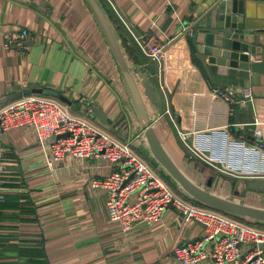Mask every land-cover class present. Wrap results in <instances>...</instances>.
<instances>
[{
    "label": "crops",
    "instance_id": "1",
    "mask_svg": "<svg viewBox=\"0 0 264 264\" xmlns=\"http://www.w3.org/2000/svg\"><path fill=\"white\" fill-rule=\"evenodd\" d=\"M104 1L127 42L132 59L113 26L132 72L145 74L155 87L157 104L145 100L146 108L167 151L198 183L211 178V189L223 196L235 195L237 187L245 190L243 201L264 207V192L247 190L242 180L202 170L178 136V131L226 128L231 136L264 141V73L249 72L247 78L214 75L218 87L195 62L186 31L210 0ZM252 20L262 30L248 32L259 50L250 61L257 56L264 59V11ZM21 29H27L31 43L18 49L14 40L5 47ZM132 34L165 44L162 90L157 64L142 54ZM14 85L62 94L70 106L45 96L58 99L73 115L87 118L102 131L112 130L117 138L116 133L126 134L134 151L166 180L139 138L142 130L120 66L84 0H0V97ZM245 88L250 99L243 97ZM217 89L232 92L233 102L213 94ZM94 104L109 119V127L100 126L92 116ZM166 106L174 121L163 114ZM0 152V264H40L35 261L42 257L38 251H43L46 264H178L173 246L203 234L202 223L184 222L172 206L155 223L137 222L128 233H121L108 218L105 192L90 182L109 172L108 163L67 154L49 169L47 152L26 127L5 130Z\"/></svg>",
    "mask_w": 264,
    "mask_h": 264
},
{
    "label": "built area",
    "instance_id": "2",
    "mask_svg": "<svg viewBox=\"0 0 264 264\" xmlns=\"http://www.w3.org/2000/svg\"><path fill=\"white\" fill-rule=\"evenodd\" d=\"M186 32L190 33V26ZM132 35L142 54L157 64L156 77L162 90L165 44ZM28 39L27 29H21L5 47L14 40L24 45ZM213 94L227 103L233 102L232 92L217 89ZM243 97L251 98L248 88L244 89ZM163 114L174 121L168 106ZM18 127L33 132L41 149L48 154L46 166L49 169L67 154L78 159L102 158L108 163L109 172L90 182L105 192L108 218L118 225L121 233H128L137 222L155 223L171 203L184 222L196 220L204 226L201 238L173 246L172 257L178 264H199L204 260L212 264H264V230L199 206L175 193L133 150L130 142L102 131L85 117L73 115L58 99L31 94L0 106V139L5 130ZM65 133L67 136L63 137ZM178 136L191 156L216 173L242 180L264 179L263 140L234 137L226 128L178 131ZM132 172L133 177L122 186Z\"/></svg>",
    "mask_w": 264,
    "mask_h": 264
},
{
    "label": "water",
    "instance_id": "3",
    "mask_svg": "<svg viewBox=\"0 0 264 264\" xmlns=\"http://www.w3.org/2000/svg\"><path fill=\"white\" fill-rule=\"evenodd\" d=\"M84 1L120 66L135 117L142 130L139 138L147 146L153 162L164 172L175 189L187 199L231 217L264 223V207L243 201L241 196L245 190L235 187L233 190L235 195H220L211 189V178H208L206 183H198L178 165L159 139L156 124L151 122L147 112L145 100L149 104H157L155 87L151 79L145 74L132 72L113 25L99 0ZM261 11H264V0H210L190 24L189 43L195 62L206 77L218 87L221 86L218 82L213 81L214 75L247 78L249 72L264 73L262 57L257 56L250 61L251 55H255L259 50L253 44L252 37L248 36L250 30H262L259 29L260 26H253L255 23L252 20ZM30 43L26 42L24 45ZM13 47L21 48L20 45ZM31 94H50L61 102L71 105L70 100L56 91L41 87L14 85L8 88V94L0 97V106L21 96ZM91 114L100 126L109 127V119L104 116L96 104L91 107ZM116 135L122 140L127 138L126 134L116 133ZM62 136L66 137L67 133ZM133 174V172L130 173L128 178L123 181L122 186L133 177ZM241 183L247 190L264 192V179L242 180ZM168 206L170 207L171 203Z\"/></svg>",
    "mask_w": 264,
    "mask_h": 264
},
{
    "label": "trees",
    "instance_id": "4",
    "mask_svg": "<svg viewBox=\"0 0 264 264\" xmlns=\"http://www.w3.org/2000/svg\"><path fill=\"white\" fill-rule=\"evenodd\" d=\"M99 2H100V4H101V6H102V8H103V10L105 11V13L107 14V16H108V18L110 19V21L112 22V24H113V26H114V28H115V30L117 31V33L119 34V36L120 37H123L122 36V31L120 30L121 28H119L117 25H116V22L112 19V17L110 16V14H109V12H108V10H107V7H106V4H105V1L104 0H99ZM122 43H123V45L125 46V48H126V50H127V52H128V54H129V57L131 58V53L129 52V50H128V45H127V42H126V40L124 39V37L122 38ZM132 59V58H131ZM195 164L198 166V167H200L202 170H205L206 168L207 169H209V172L211 173V172H215V170L214 169H212V168H210L209 166H207L205 163H203V162H200L199 160H197V159H195ZM219 175H221V176H225V177H227L226 175H223V174H220L219 173ZM211 176V175H210ZM229 178H231V177H229ZM231 179H233V178H231ZM235 180V179H234ZM192 201V200H191ZM192 202H194L195 204H197V205H199V206H202V205H200V204H198L197 202H195V201H192ZM204 207V206H203ZM231 217V216H230ZM233 218H235V219H238V220H240V221H242V222H244V223H247V224H249V225H252V226H264V223H259V222H257V223H255V222H252V221H249V220H246V219H242V218H238V217H233ZM38 254V255H37ZM36 255L37 256H42L43 257V251H38V253H37ZM41 257V259H36L35 261H37L38 263H40V264H46V262H45V260L43 259Z\"/></svg>",
    "mask_w": 264,
    "mask_h": 264
},
{
    "label": "rangeland",
    "instance_id": "5",
    "mask_svg": "<svg viewBox=\"0 0 264 264\" xmlns=\"http://www.w3.org/2000/svg\"><path fill=\"white\" fill-rule=\"evenodd\" d=\"M43 95H46V94H43ZM8 103V102H7ZM6 104V103H5ZM5 104H3V105H5ZM2 106V105H1ZM112 132V130L110 131V133ZM134 150V149H133ZM136 152V151H135ZM137 153V152H136ZM138 154V153H137ZM140 156V155H139ZM141 158H142V156H140ZM192 160L195 162V159L194 158H192ZM206 171H208V170H206ZM229 178V177H228ZM237 180H242L241 178H236ZM169 186H170V188L175 192V193H177L178 191H175V186L172 184V182L168 179V181H166L167 180V178H166V180L165 179H163ZM226 180V179H225ZM177 194H179L180 196H183L181 193H177ZM254 227H257V226H254ZM258 229H261V230H264V226H260V227H257Z\"/></svg>",
    "mask_w": 264,
    "mask_h": 264
},
{
    "label": "bare ground",
    "instance_id": "6",
    "mask_svg": "<svg viewBox=\"0 0 264 264\" xmlns=\"http://www.w3.org/2000/svg\"><path fill=\"white\" fill-rule=\"evenodd\" d=\"M184 171V170H183ZM192 178V177H191ZM193 179V178H192ZM195 180V179H194Z\"/></svg>",
    "mask_w": 264,
    "mask_h": 264
}]
</instances>
